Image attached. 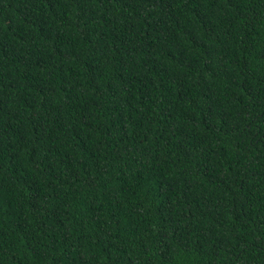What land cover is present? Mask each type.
Listing matches in <instances>:
<instances>
[{
	"label": "trees",
	"instance_id": "1",
	"mask_svg": "<svg viewBox=\"0 0 264 264\" xmlns=\"http://www.w3.org/2000/svg\"><path fill=\"white\" fill-rule=\"evenodd\" d=\"M0 264H264V0H0Z\"/></svg>",
	"mask_w": 264,
	"mask_h": 264
}]
</instances>
